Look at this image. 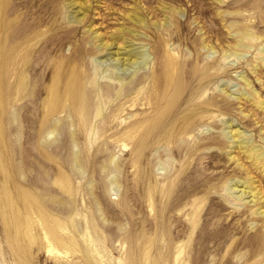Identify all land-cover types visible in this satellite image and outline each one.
I'll use <instances>...</instances> for the list:
<instances>
[{
  "label": "rangeland",
  "instance_id": "1",
  "mask_svg": "<svg viewBox=\"0 0 264 264\" xmlns=\"http://www.w3.org/2000/svg\"><path fill=\"white\" fill-rule=\"evenodd\" d=\"M4 2L26 89L0 106V188L42 219L14 203L29 236L13 244L0 213V264H22L14 246L23 264H264V0ZM172 56L180 100L146 136ZM73 70L92 124L74 139L46 104Z\"/></svg>",
  "mask_w": 264,
  "mask_h": 264
},
{
  "label": "bare ground",
  "instance_id": "2",
  "mask_svg": "<svg viewBox=\"0 0 264 264\" xmlns=\"http://www.w3.org/2000/svg\"><path fill=\"white\" fill-rule=\"evenodd\" d=\"M6 8V3L4 0H0V106L6 108L11 104V99L15 94L17 99H21L23 91L26 89V76L20 70L12 69V66L18 64L16 62V58L14 56L15 49L9 47L7 45V34L3 32L4 30V11ZM5 36L7 38H5ZM102 46H106V44H102ZM120 48L117 49L113 54L115 56H120V52H118ZM237 54V53H236ZM124 55L130 57V59L134 58L132 61L133 64H139V60H147V56L137 51L136 49L131 48L128 51H125ZM121 58L114 59L115 62H119ZM174 57H168L166 59V63L164 65V74H163V89L158 93V96H154L155 103L154 108L156 109L155 114L150 119H142L137 121L136 123L139 125L136 130L140 127L147 128L146 136L150 135L155 129H158L162 126L163 122L166 118H168L178 101L180 100L181 91L184 87L182 78L177 75V71L179 70V65L173 61ZM26 59H22L24 62ZM127 59H124L126 61ZM104 61H101L100 64H103ZM13 71H16L13 73ZM16 76L17 85H12L10 83V79L12 76ZM247 83V81H245ZM157 96V97H156ZM153 102V101H152ZM164 102V103H163ZM47 109L49 116H57L61 113H66L67 117H71L70 123L76 129L70 130L69 135L74 139L78 134H89V127L91 124V103L90 97L87 91V82L82 73L73 70L70 73V76L64 86L61 88V83L59 77L54 79L53 84L50 87V97L47 101ZM103 113V109L99 108L97 110L96 116H100ZM146 123V125H145ZM90 127V128H91ZM59 131L62 129L58 128ZM134 128L126 130L122 135H131ZM126 146V144H124ZM1 167V162H0ZM23 203V208L25 209V213L27 214L29 210H34L40 214V204L39 202L33 198L32 196L26 193H20L17 198L11 197L6 191L0 188V213L2 218L6 221V231L8 233V238L11 243H19L20 239L24 235L29 236L28 229L26 226V220L23 219V216L16 210L14 207V203L19 204ZM20 205V204H19ZM33 211V212H34ZM42 219V218H41ZM51 231L55 230V223L53 220L49 218H45L43 222ZM25 224V225H24ZM23 225L26 229L23 228ZM27 230V233H24V230ZM26 232V231H25ZM48 235V234H47ZM49 251L54 252L57 251V248L54 246V243L49 239ZM58 244H67L61 239L56 238ZM68 242V241H67ZM69 245L71 242L69 241ZM14 251L16 254L20 256V261L23 264L22 254L23 251L20 246L15 247Z\"/></svg>",
  "mask_w": 264,
  "mask_h": 264
}]
</instances>
